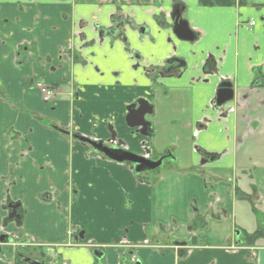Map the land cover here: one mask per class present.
I'll list each match as a JSON object with an SVG mask.
<instances>
[{
  "label": "crops",
  "instance_id": "crops-1",
  "mask_svg": "<svg viewBox=\"0 0 264 264\" xmlns=\"http://www.w3.org/2000/svg\"><path fill=\"white\" fill-rule=\"evenodd\" d=\"M176 3L195 40L173 33ZM120 10L127 41L100 40L94 22ZM138 98L150 136L127 119ZM61 129L168 157L138 173ZM260 210L263 226L264 0H0V264L18 242L48 264H264V239L241 238Z\"/></svg>",
  "mask_w": 264,
  "mask_h": 264
},
{
  "label": "flooded vegetation",
  "instance_id": "flooded-vegetation-1",
  "mask_svg": "<svg viewBox=\"0 0 264 264\" xmlns=\"http://www.w3.org/2000/svg\"><path fill=\"white\" fill-rule=\"evenodd\" d=\"M176 4H180V3H176ZM173 10H172V12H173ZM172 12L170 13V16H171L172 25H173V22L174 21L172 19ZM183 13H184V11H183ZM183 13H182V17H183ZM129 24H130L129 16L126 15L122 10H120V12L118 13V15H114L111 18V23H110V26L109 27H105L104 25H102L99 22H94L93 25H94V28L98 32V38L100 40H104L107 37H113L114 38L115 36H118L120 38H123L125 41H127V37L122 32V29L124 30V27L127 26V25H129ZM134 56L136 58H138V59L140 58V55L137 54V53ZM165 63H166V66H164L165 67L164 70L166 72H168V73H172L173 70H180V69H182V62L180 60H177L174 57L168 58ZM162 72H163L162 71V68H160V71H159L158 68H152L150 70V72H149V77L151 79L155 80V79H157L158 74L159 73H162ZM40 82L43 83V84H45L46 86H48L49 89L52 92V98L50 100H45L44 97H43V94H42V92L40 90L44 101H46V102H54L55 97L58 94L59 89L56 86H54V85L53 86L48 85L47 83H45L42 80H39V81L36 82V86L37 87H38V83H40ZM137 108L140 111H144L145 112V115H144V118L145 119H143V117H140L141 112L138 113L137 111L136 112L134 111ZM127 109H128L127 110L128 111V116L131 115V118H132V119H130V121L142 123V125L139 126V127H136V128L135 127H132V128L135 129V130H133V132L134 133H138V134L143 135V136H150L151 135V131H152V129H151V123L146 118H148L149 115L153 112L152 105L146 99L138 98L135 101H133L132 104H130ZM61 131L63 133H66V134H69L70 133L74 137L76 136L75 138H77V136H79V137L84 138V139H88V140H91V141L98 142L97 139H94V138H91V137H88V136H84V135H80V134H78L76 132L71 133V132H68L67 130H63V129H61ZM77 139H79V138H77ZM110 142H111L110 143L111 145H114L116 147H121V148H124V149L130 151L129 148H128V146H126V144L124 142H122V140L117 139L116 136L115 137L112 136ZM84 143L85 144H88L91 148H93V150L98 151L95 147H93L88 142H84ZM143 148H144V149H142L143 150V154L141 156H146V157H148L150 159H158V158L164 156L163 162H164L165 158L168 157V154H163L161 156H155V155H153L151 146L148 147V146H145L144 145ZM163 162L156 169L160 168L163 165ZM156 169H154V170H156ZM0 239L11 241V239L6 234H1L0 235ZM22 243L24 244V242H18V245L16 246V249H15V256H16V258H20L24 262V264H30V262H28V259L31 262L32 261L33 262H36V263L38 262V264H48L49 263V259H45V260L44 259H41V260H38V259L34 258L33 256L24 254L22 252V250H21V248H23L21 246ZM67 245H72V243L71 242H70V244L69 243L68 244L66 243L64 246H67ZM166 246H168V245H166ZM166 246H164V247H166ZM187 247H189V245H180L179 248H181V253L182 252H186V248Z\"/></svg>",
  "mask_w": 264,
  "mask_h": 264
},
{
  "label": "water",
  "instance_id": "water-1",
  "mask_svg": "<svg viewBox=\"0 0 264 264\" xmlns=\"http://www.w3.org/2000/svg\"><path fill=\"white\" fill-rule=\"evenodd\" d=\"M173 9H174L172 12V19L174 21L172 25L173 33L182 40H188V41L195 40L197 34L191 29L189 22L182 17L184 6L182 4H175L173 6ZM232 98H233V90L230 88V84L222 83L217 91L214 103L217 106H222L226 102L230 101ZM134 111L135 112L137 111L138 113L141 112L140 117H143V119H145L144 111H140L138 108L135 109ZM127 119L128 121H130V119H132L131 115H129ZM141 125L142 123L138 122L134 126H141ZM77 138L83 140L84 142H88L98 151H100L102 154H104L105 156H107L112 160L132 163L134 165L136 172L154 170L162 164L164 159V156L158 159H150L148 157L138 155L132 151H128L124 148L116 147L110 144L111 138L110 141L100 140L98 142L84 139L79 136H77ZM196 241H197L196 237H194L192 239V243L196 244ZM28 262H30V264H38V262L37 263L33 261L31 262L29 259Z\"/></svg>",
  "mask_w": 264,
  "mask_h": 264
},
{
  "label": "trees",
  "instance_id": "trees-1",
  "mask_svg": "<svg viewBox=\"0 0 264 264\" xmlns=\"http://www.w3.org/2000/svg\"><path fill=\"white\" fill-rule=\"evenodd\" d=\"M236 0H200L204 5H232ZM264 237V229L258 228L253 232L243 230L242 243L245 245H253L260 238ZM16 264H24V262L17 258Z\"/></svg>",
  "mask_w": 264,
  "mask_h": 264
},
{
  "label": "rangeland",
  "instance_id": "rangeland-1",
  "mask_svg": "<svg viewBox=\"0 0 264 264\" xmlns=\"http://www.w3.org/2000/svg\"><path fill=\"white\" fill-rule=\"evenodd\" d=\"M183 17L185 18V17H188V12H185L184 14H183ZM186 19V18H185ZM262 211L260 210V211H257V212H255V215H254V217H256V221H255V225H258L256 228L255 227H253V224L252 223H250V222H248L247 223V225L245 226V227H247V229H252V228H254L255 230L256 229H258V228H262V229H264V225L263 226H261L260 224H258L259 223V221H260V219L262 218V214H260ZM253 216V215H252ZM263 221V220H262ZM260 225V226H259ZM262 239H264V238H260V240H262ZM30 250H27V251H24L23 253L24 254H27V255H29L30 254Z\"/></svg>",
  "mask_w": 264,
  "mask_h": 264
},
{
  "label": "built area",
  "instance_id": "built-area-1",
  "mask_svg": "<svg viewBox=\"0 0 264 264\" xmlns=\"http://www.w3.org/2000/svg\"><path fill=\"white\" fill-rule=\"evenodd\" d=\"M38 87L40 88L45 100H50L52 98V92L48 86L40 82L38 83Z\"/></svg>",
  "mask_w": 264,
  "mask_h": 264
},
{
  "label": "clouds",
  "instance_id": "clouds-1",
  "mask_svg": "<svg viewBox=\"0 0 264 264\" xmlns=\"http://www.w3.org/2000/svg\"><path fill=\"white\" fill-rule=\"evenodd\" d=\"M94 7V6H92ZM78 11L81 12L83 15H87V8H83L81 9L79 6L77 7ZM110 9H106L105 10V22H107V12L109 11Z\"/></svg>",
  "mask_w": 264,
  "mask_h": 264
},
{
  "label": "snow or ice",
  "instance_id": "snow-or-ice-1",
  "mask_svg": "<svg viewBox=\"0 0 264 264\" xmlns=\"http://www.w3.org/2000/svg\"><path fill=\"white\" fill-rule=\"evenodd\" d=\"M81 9H83V6L81 7ZM134 35V34H133ZM137 47H139V45H137ZM96 51H99V49H96Z\"/></svg>",
  "mask_w": 264,
  "mask_h": 264
}]
</instances>
